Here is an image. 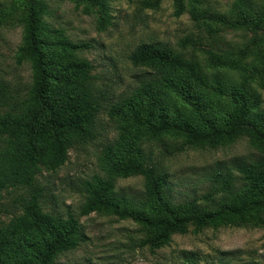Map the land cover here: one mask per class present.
Wrapping results in <instances>:
<instances>
[{
  "label": "trees",
  "instance_id": "16d2710c",
  "mask_svg": "<svg viewBox=\"0 0 264 264\" xmlns=\"http://www.w3.org/2000/svg\"><path fill=\"white\" fill-rule=\"evenodd\" d=\"M94 1L107 9L106 0ZM176 3L179 14L182 1ZM47 8L46 0H30L23 46L30 57L44 54L45 65L36 66L27 97L17 100L14 109L0 116V202L9 190L20 191L22 197L21 213L0 225V264H56L59 255L77 248L84 239L82 224L75 215L69 213L65 218L42 211L38 176L65 164L75 141L96 137L95 124L105 108L111 117H120L139 129L149 128L155 134L176 128L189 143L215 145L223 138L215 135L230 130L245 138L260 156L236 166L245 182L238 192L232 193L235 179L230 173L217 175L219 185L214 192L230 197L224 198L216 210L195 203L174 205L164 195L167 174L150 161L140 136L124 131L105 147L101 162L107 176H97L88 183L80 214L131 217L149 231L141 245L153 249L169 241L172 233H187L190 222L196 229L264 222V100L250 83L258 73L264 85V5L258 6L254 0H233L220 20L233 30L252 32L254 36L223 55L206 51L213 64L238 71L241 81L232 83L220 70L208 73L196 60L172 48L143 43L129 58L151 73L130 95L115 103L106 102L96 85L93 65L74 56L77 48L88 44L71 43L60 29H54L60 35L59 46H48L43 36L50 29L42 21ZM193 16L199 19L195 12ZM3 21L4 14L0 13V24ZM135 174L145 179V196L139 201L118 194L116 189V177Z\"/></svg>",
  "mask_w": 264,
  "mask_h": 264
},
{
  "label": "rangeland",
  "instance_id": "374dc122",
  "mask_svg": "<svg viewBox=\"0 0 264 264\" xmlns=\"http://www.w3.org/2000/svg\"><path fill=\"white\" fill-rule=\"evenodd\" d=\"M183 11L177 14L176 0H106L104 10L94 0H46L47 12L42 21L50 29L43 37L48 46H59L60 29L77 48L74 56L88 60L94 67L95 83L105 94L106 102L115 103L130 95L151 70L134 64L129 56L143 43H158L172 48L186 58L196 60L208 73L222 71L232 83L241 81L236 70L213 64L207 54L231 52L243 39L254 34L233 30L221 21L233 0H181ZM258 6L264 0H254ZM199 16L196 20L193 17ZM0 116L25 99L33 83L36 66L45 65L43 54L33 58L25 54L24 20L30 13V0H0ZM206 23L212 31L207 29ZM188 39H191L190 41ZM236 43V44H235ZM47 45L44 46L46 50ZM235 53L238 50L234 51ZM251 87L264 100L261 74L255 73ZM185 102V101H184ZM96 137L75 141L69 158L55 171L44 170L38 176L42 189V211L55 216L75 215L82 224L84 239L73 250L59 255L56 264H264V222L252 226H212L196 229L190 222L187 233H172L160 248L141 245L149 234L146 226L131 217L114 213L80 214L86 200L87 185L97 176L106 177L101 159L105 147L124 131L138 134L150 161L167 174L164 195L174 205L195 203L216 210L226 197L214 192L217 175L231 174L232 193L245 182L236 166L259 158L257 150L245 138L232 131H220L218 144L189 143L176 128L155 134L120 117H111L108 108L99 114ZM144 176L135 174L116 177L118 194L135 201L145 196ZM20 191L4 192L0 202V225L21 213Z\"/></svg>",
  "mask_w": 264,
  "mask_h": 264
}]
</instances>
